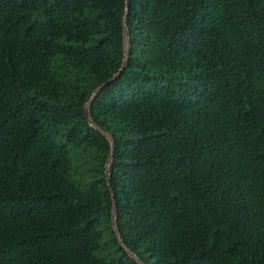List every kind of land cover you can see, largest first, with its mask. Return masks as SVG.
I'll list each match as a JSON object with an SVG mask.
<instances>
[{"label":"trees","instance_id":"16d2710c","mask_svg":"<svg viewBox=\"0 0 264 264\" xmlns=\"http://www.w3.org/2000/svg\"><path fill=\"white\" fill-rule=\"evenodd\" d=\"M0 264H264V0H0Z\"/></svg>","mask_w":264,"mask_h":264},{"label":"rangeland","instance_id":"374dc122","mask_svg":"<svg viewBox=\"0 0 264 264\" xmlns=\"http://www.w3.org/2000/svg\"><path fill=\"white\" fill-rule=\"evenodd\" d=\"M128 31H127V28L126 26L124 27V45H125V52L128 53V41H129V38H128ZM127 55V54H126ZM106 137L111 141V138L109 137V135H106ZM130 255L134 256L133 254L130 253Z\"/></svg>","mask_w":264,"mask_h":264},{"label":"water","instance_id":"95a60500","mask_svg":"<svg viewBox=\"0 0 264 264\" xmlns=\"http://www.w3.org/2000/svg\"><path fill=\"white\" fill-rule=\"evenodd\" d=\"M128 9H129V3H128V1H127V7H126V10L128 11ZM128 49H129V45H128ZM86 117L88 118V112H87V109H86Z\"/></svg>","mask_w":264,"mask_h":264}]
</instances>
